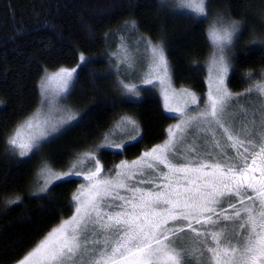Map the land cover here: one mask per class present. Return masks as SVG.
Returning a JSON list of instances; mask_svg holds the SVG:
<instances>
[{"label": "trees", "instance_id": "obj_1", "mask_svg": "<svg viewBox=\"0 0 264 264\" xmlns=\"http://www.w3.org/2000/svg\"><path fill=\"white\" fill-rule=\"evenodd\" d=\"M173 3L174 0H0V196L23 198L21 204L11 208H5L0 200V264H15L74 211L73 196L84 182L80 176L56 181L46 195H30L37 190L34 181L39 174L47 173L41 172L44 163L52 171H75V162L91 152L95 159L85 162L93 168V162L98 160L103 170L112 174L117 165L137 159L163 142L168 128L177 120V116L164 111L158 86L144 83L146 77H119L112 62L113 51L128 48L130 52L127 44L133 41L146 46L141 37L162 43L170 81L178 91L186 89L203 103L212 52L206 30L211 21L174 12L170 7ZM261 7L264 5L260 0H210L209 18L226 12L234 19L246 20L243 35L229 53L232 68L227 87L233 93L249 87L244 73L264 68V48L249 47L253 31L264 34V23L258 19ZM125 21H135L137 29H126ZM81 55L88 62L77 68L67 94L69 107L79 122L64 126L30 157L13 156L7 151V140L37 109L40 79L47 71L79 65ZM259 79L254 77V81ZM121 82L138 86L139 95L127 93ZM124 116L138 122V140L127 144L122 152L98 149V145L107 143L109 131ZM135 134V130L129 131L125 138ZM153 174L150 171L144 175V185L155 183ZM150 180L151 185L147 183ZM128 181L125 184L142 185L140 180Z\"/></svg>", "mask_w": 264, "mask_h": 264}, {"label": "snow or ice", "instance_id": "obj_2", "mask_svg": "<svg viewBox=\"0 0 264 264\" xmlns=\"http://www.w3.org/2000/svg\"><path fill=\"white\" fill-rule=\"evenodd\" d=\"M260 3L264 5V0H260ZM170 7L174 12L190 15L197 20H207L211 16L210 0H174ZM258 19L264 23V7L259 8ZM125 27L133 31L137 29L135 21H125ZM245 28L246 20L243 17L234 19L230 13L218 12L211 18L206 34L213 47L210 64L217 77L214 94L209 95L204 111L183 119L181 124L175 126V130L170 129L169 139L163 145L144 152L139 160L132 162L133 166H138L141 174L145 168L157 170L159 165H165L168 173H161L158 178L169 181L164 185L168 190L143 192L139 188H131L129 191L132 192V198L127 199L118 193V189L126 187L123 182L113 184L111 181H100L93 184L87 193L81 191L73 196L76 205L74 215L47 233L15 264H204L201 258L205 252L211 254L206 264H264V68L244 73L249 87L243 92L233 93L226 84L232 68L229 53ZM141 42L151 52L154 65L167 74L169 66L163 44L152 43L145 37H141ZM249 47L264 48V34L253 31ZM129 60L134 64L135 57H130L126 50L121 64ZM87 62L88 58L81 55L77 68ZM119 67L120 64L117 65ZM76 71V68H61L46 76V82L58 80L59 91L67 92ZM256 76L260 79L254 81ZM145 83L153 82L148 80ZM121 85L127 93L139 95L138 86L129 87L123 82ZM187 94L191 96L192 104L199 107L195 94ZM252 97L258 101L257 105L251 107L253 115H259V124L254 119L251 122L252 129H248L246 125L235 127L236 117L240 114L246 117L248 114V107L240 101L250 100ZM41 103L51 104L50 97L46 96ZM168 111L184 114L183 109L169 108ZM34 120L35 116L26 118L9 136L7 151L13 156L30 157V154L39 150L42 141L59 133L65 125L74 126L73 122H79L77 115H70L67 120L61 119L50 127L48 120L43 121L42 125L34 124ZM132 130L136 134L130 135L121 143L109 142L98 145L97 148L122 152L127 144L138 140V122L132 117H121L112 134ZM217 130L230 142L225 147L217 139ZM241 136L244 138L241 139ZM257 141L259 150L249 153V147L255 149ZM198 149L201 151H197ZM213 149L216 150L215 157L212 155ZM230 149H236L235 156L228 154ZM189 156L192 159H188ZM94 159L91 152L85 153L84 159L79 163L83 165L85 160ZM208 159H215L216 162L208 163ZM181 160L186 162L180 166L172 163ZM95 163L99 165L98 160ZM193 164L196 166L193 167ZM127 166L126 162H122L118 167ZM75 167L74 164L73 168ZM45 171L52 175V169L47 163L41 167V172ZM100 171V167H97L87 179L93 180ZM256 172H259V177L253 175ZM173 173H184L183 178L189 186L181 189L178 183L173 188L170 180V174ZM80 174L75 171L65 172L52 176L43 184L36 180L34 183L38 185L37 190L30 195H46L56 181H65ZM189 174L192 178H189ZM147 183L151 185L153 181ZM248 189L252 190V195L247 194ZM242 195L253 205L243 207V216L237 210V204L244 205V199L228 204L233 209L232 215L227 214V209H222L223 214L216 212V205ZM0 200L5 208L23 202V198L18 195L7 199L0 196ZM160 205L166 207L158 212L155 209ZM117 208L121 210L110 211ZM169 221H184L186 227H168ZM193 221L196 225L220 230L199 231L193 227ZM223 221L237 223L243 229V234L235 228L229 230L227 225L220 227ZM186 229L190 230L195 243L200 245L199 248L188 247L185 242ZM209 236L214 246H208ZM201 237L204 239H200ZM233 240L236 241L235 245Z\"/></svg>", "mask_w": 264, "mask_h": 264}, {"label": "rangeland", "instance_id": "obj_3", "mask_svg": "<svg viewBox=\"0 0 264 264\" xmlns=\"http://www.w3.org/2000/svg\"><path fill=\"white\" fill-rule=\"evenodd\" d=\"M211 18H209L210 21H211ZM128 44H127V46H129V48H131V51L129 52L128 48H127V51H128V54L130 57H135L134 64L132 63L131 60L125 62L124 64H121V60L124 57V53L126 50L116 49L115 51H113V55H111V57L113 59L112 62H114L113 65L117 68V65L120 64V67L116 69L117 73L119 74V77L121 79L126 77V78H130L131 80L146 77V80H144V83L148 80H151L153 82L151 85L158 86V88L156 90H157L158 96L160 97L164 111L168 114L177 116V120L175 121V123H173L168 128L167 137L165 138V140L163 142H161L160 144H158V145H163L165 143V141H167L169 139L170 129L175 130V126L178 124H181L183 119H187L189 116H196L199 112H202L205 110L209 95L214 94V92H215L216 79H217L216 73L214 72L213 68L211 67L210 59H209L208 66L206 68L207 69V76H206V87L207 88H206V91L204 94L205 97H204L203 103H201V104L199 103V99H198L199 107H197L196 105L192 104V98L190 95L187 94V92H190V91H188L186 89L178 91V89L173 85L172 81H170L171 78H170L169 71L167 74H165L162 70H160L159 68H157L154 65V63L152 62V59H151V52L149 50H146V46L139 44L137 41H133L131 44H129V45ZM211 50L213 51L212 45H211ZM210 58H211V54H210ZM77 65L73 66L71 68H65V69H68V70H71L73 68L77 69ZM57 71H59V69L56 71L45 72L46 74L43 75V77L39 81L38 87H39L40 102H39L37 109H35V111L27 117V118H29V117L35 116V120L33 121L34 124H41L42 125L43 121L48 120L49 121V127H50L52 124L58 123L61 119L67 120V118L70 115H74L72 112V109H70V107H69L68 99H67V94L69 93L71 86L67 92H60L59 91L60 84H59L58 80H52L51 82H46V76L51 75ZM227 80H228V78H227ZM226 84H227V81H226ZM71 85H72V83H71ZM45 89H47V91H45ZM46 96L50 97L51 104H47V103L42 104L41 103L43 100H45ZM240 103L244 104L245 106L248 107V114L246 117H244L243 114L238 115L236 117L235 127L239 128L242 125H246L248 129H252L253 124L251 122L255 119L256 123L259 124V115L258 114L255 116L253 115V109L251 106L257 105L258 101L255 99V97H252L250 100H243L242 99L240 101ZM169 108L183 109L184 114L182 115L180 112H169L168 111ZM116 127L109 131L108 137H107V143H109V142L121 143L122 140L127 139V138H125L127 133L117 132L115 135L112 134L113 130L116 129ZM121 127H124V125H121ZM12 133H13V131H12ZM55 134H57V133H54L52 136H54ZM52 136H50V137H52ZM117 138L119 139L118 142H117ZM243 138L244 137L241 136V139H243ZM217 139L221 140L222 147H225L228 143H230L227 141V137L222 135V132L220 130H217ZM208 143L210 145L211 140H209ZM256 143H257V147L255 149L249 147V153H251L253 150H255V151L259 150L258 141ZM158 145H156V146H158ZM156 146H154V147H156ZM154 147H152L151 149H153ZM151 149H149L145 152H148ZM197 151H201V149H198ZM240 151L242 152L243 149H240ZM143 153L137 159L127 161L126 162V164L128 165L127 167H118L122 163L117 165L116 169H115L116 172L114 171V172H112V174H110V172L104 171L100 163H99V165H97L95 162H93V168H92V165L88 164L85 161H84L83 165H81L79 162L82 159H79L77 162H75V165L78 167V169L75 170V172L81 173L79 176L84 179V182L80 186V188L77 190L76 194H79L81 191L87 193L88 190L90 189L91 185L97 184L100 181H111L113 184H115L118 182L125 183L128 180H129L128 184L132 183L133 180H137V181L140 180L141 181L140 183L142 185H136V184L135 185H127V184H125L126 185L125 188L118 189L119 195L124 196L127 199L132 198V192L129 191V189H131V188H139L143 192L167 191L168 189L164 188V185L169 183V181H165L162 178H158V177H160L161 173H168V168L165 165H159V167L161 166L159 171L158 170H149V169L145 168V169H143V174H141L140 171H138V166L132 165V162L139 160V158L142 157ZM228 154L230 156H235L236 155V149H230ZM212 155H213V157L216 156V150L215 149L212 150ZM188 159H192V157L189 156ZM196 159L199 160V157H197ZM185 162L186 161H184V160H181L180 162L172 161V163L176 164V166H180L181 164H183ZM207 162L208 163H215L216 160L215 159H208ZM248 163L249 164L251 163L250 155H249ZM192 166L195 167L196 165L193 164ZM97 167H100V169H101L100 173L97 174V176L94 177L93 180L89 181L87 179V177L89 175H91L92 172H95ZM134 170L138 171V173L134 172ZM209 170L210 169H204V171H209ZM150 171H152V173H155V174H153V176L156 178L154 180L155 183L151 186L144 185L142 183V179H147L144 175H147L148 173H150ZM63 173H65V172H63V171H60V172L52 171V175H49L48 173H45V174L43 173L42 174L43 176H42L39 174L38 180L40 182H41V180L45 181V180L51 179L52 176H54V175H61ZM121 173L123 174L122 176L119 175ZM133 173H135V175H133ZM184 175H185L184 173L170 174V180H171L173 188H176L178 183H179V186L181 187V189L189 186L187 183V180H185L183 178ZM253 175L256 177H259V172L253 173ZM128 177H132V178L129 179ZM189 178H192L191 174H189ZM247 194L252 195V190L248 189ZM136 195L138 198L139 193H137ZM84 198H86V197H82V199H84ZM238 199H244L245 200L244 205L237 204V210H240L241 214L243 216L244 215L243 207H252L253 206L252 204L247 202L246 196H244V195H242L241 197H238V198H232L231 200H228L227 202H223L222 204L216 205L215 206L216 212L218 214H223L222 209H227V214L232 215L233 209L229 208L228 204L229 203H237ZM134 202H136V201H134ZM256 203L258 204V202H256ZM75 207H76V205L74 203V211L71 214V216H69L68 218L59 222L52 229H54L55 227H58L63 221L71 218L74 215ZM164 207H166V206L160 205L155 210L160 212V211H163ZM120 210L121 209L117 208V209H111L110 211L115 212V211H120ZM213 218L215 219L216 217L214 216ZM225 225L228 226L229 230H232L233 228H235L236 231L243 234V229H240L237 223H234L233 221H223L221 223L220 227H224ZM174 226L175 227H186V222H184V221H177V222L169 221L168 227H174ZM193 227H196L199 231H210L211 232V231H219L220 230V228H216V227L206 228L203 225H196L194 221H193ZM51 230H49L47 233H49ZM200 239H204V237H201ZM207 239L209 240L208 246H210V247L214 246L211 242V237L209 236ZM185 242L190 249L200 247V245L195 243V239L193 238L190 230H187V229L185 232ZM232 243L235 245L236 241L233 240ZM196 255L198 256L199 254L197 253ZM210 256H211L210 253L205 252L204 257L201 258L202 262H204V264H206V262L210 259ZM212 264H214V262H212Z\"/></svg>", "mask_w": 264, "mask_h": 264}]
</instances>
